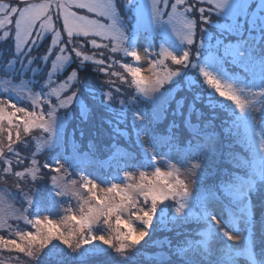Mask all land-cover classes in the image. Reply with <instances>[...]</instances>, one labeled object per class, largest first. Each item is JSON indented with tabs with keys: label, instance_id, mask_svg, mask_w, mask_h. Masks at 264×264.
I'll return each instance as SVG.
<instances>
[{
	"label": "snow or ice",
	"instance_id": "obj_1",
	"mask_svg": "<svg viewBox=\"0 0 264 264\" xmlns=\"http://www.w3.org/2000/svg\"><path fill=\"white\" fill-rule=\"evenodd\" d=\"M259 10L264 11V0ZM213 11L225 22H214ZM161 30L175 38L178 51L156 44ZM0 33V46L8 52L0 66L7 76L0 91V264H71L64 249L76 253L93 241L111 250H94L102 257L95 264H140L149 241L171 248L167 238L154 239L169 223L186 238L187 249H177L181 264H203L202 240L185 229L194 218L206 229L205 240L209 233L239 239L219 218L237 174L223 169L225 178L210 187L203 179L220 138L218 108L228 114L219 125L225 137L236 128L237 116H248L245 143L249 153L254 149L264 158V122L257 119L264 111V15L250 14L248 0H0ZM225 34L236 40L225 42ZM49 35L44 53L34 56ZM229 62L244 75L230 72ZM88 68L100 82L99 95L86 91L93 85L80 69ZM26 69L38 91L28 83L24 92L14 87V76L23 77ZM60 72L66 79L56 85L53 77ZM74 105L84 119L95 110L109 114L106 123L115 136L127 137L120 125L130 121L139 152L121 155L113 143L111 179L89 178L90 157L74 143L71 152L65 151L70 142L61 139L58 118L67 119ZM169 111L167 134L160 135L156 125ZM184 128L191 138L185 139ZM39 140L43 147L34 151ZM89 148H94L91 142ZM226 155L248 176L250 157ZM193 157L199 163L181 173ZM158 158H167L170 170L161 171ZM254 180L249 177L246 195L256 191ZM158 261L175 264L163 256Z\"/></svg>",
	"mask_w": 264,
	"mask_h": 264
},
{
	"label": "rangeland",
	"instance_id": "obj_2",
	"mask_svg": "<svg viewBox=\"0 0 264 264\" xmlns=\"http://www.w3.org/2000/svg\"><path fill=\"white\" fill-rule=\"evenodd\" d=\"M6 2H8V0H6ZM32 2H40V0H32ZM248 3H249V13L250 14L253 12H256L258 15H264V11L259 10L260 0H248ZM202 6L206 8L209 7L206 4ZM81 14H85V13L81 11ZM210 15L212 19L214 20V22H218V23L225 22L224 18L222 16H218L215 11H213ZM195 18L198 20L199 16L197 15ZM245 28H247V25H245ZM209 29L210 31L213 32V34L217 33V30L214 27L209 26ZM158 35H159V39L156 40L157 45L164 44L166 47H169L173 51L179 50V43L175 40L174 37H171L168 32L161 30ZM253 35H257V33L253 32ZM233 37L234 36L228 35V34H225L224 36V38L227 39L226 42L228 41L234 42L236 39L235 37L234 38ZM50 40H51V36L49 35L47 41L43 45H41L40 47H38L36 50L33 51V55L37 56V55L43 54L48 44L50 43ZM148 42L149 43L152 42L151 38H149ZM1 43L3 44V42H0V44ZM132 43L136 44V41L133 40ZM137 46H140V45H137ZM7 55H8L7 50L3 46H0V66H2L4 63L7 62L5 59ZM70 70L71 69L69 68L68 71ZM117 70L123 71L122 69H117ZM12 71H15V70L9 69V72H12ZM229 71L234 74H239L242 76L244 75L242 69H237L233 71L229 70ZM28 75L31 77V73H29L28 70L26 69L24 71L23 77H21L20 75L14 76V79H16L14 81V87L16 88L18 92L26 91L25 89L26 83L29 84V87H32L33 92L38 91V89L34 90L33 88V87H36L37 81L35 79L28 80L29 79L27 77ZM60 75H62L61 78H59ZM83 75L85 76V81L93 85V87L86 89V91H88L91 95H99V83L100 82L99 80L96 79V74L92 72L91 68H89L87 69V72L83 73ZM45 78H46V75H45ZM53 79L56 81V85H58L62 80L66 79V75L64 72H60L58 74V77H53ZM101 79H104V78H101ZM6 80H7V76L5 75L3 71H0V91H2L3 88L6 86L5 84ZM96 81L98 84H95ZM56 85H53V86H56ZM184 88L187 89L186 83L184 85ZM181 92L184 93V91H181ZM181 92L177 93V98H179ZM0 94H3V93L0 92ZM11 98L16 99L15 96H12ZM17 102L19 101L17 100ZM85 103L87 104V101H85ZM73 107L76 110L77 123L79 124V126H81L80 134L82 132L84 133H89V132L86 131V129H84V127L80 124L79 117L84 122H88L90 120V116H92V114H95L97 116L100 115L99 117H101L102 119V121H100L101 123L100 129H102V132H104L105 135L104 137H99V139L94 138L95 140H93V142L91 143L92 145L95 146V148L90 149L89 146H87L85 150H80V145L82 142H84V140L82 139L76 140V138H74L72 134L68 138L64 137L63 135L65 126L68 124L71 117L73 119V114H70V116L67 119H65L64 117H59L58 127L61 128V133H60L61 139L62 140L66 139V141L70 142V143L65 144V151L71 152L72 150L71 143H74L76 146H78L80 153L86 154L90 157L91 164L88 167L89 178H95L97 182L104 181L106 178L111 179V177L115 174V168L110 166L111 164L110 157L112 155V152L114 151V149L111 148V145L113 143L117 144L119 148L121 149V152H120L121 155H125L127 152L138 153L139 149L135 146V143H130V145L132 146L131 149L126 148L127 143L124 142L123 140L121 141V143H119L118 142L119 137L116 138V140L112 139L113 141L111 143L104 141L109 133L108 129L111 127L108 125V123H106L109 117H108V114L105 113L103 110L101 109L95 110L88 116L87 119H84L80 115V111H81L80 107L78 105H74ZM172 107H174V104L172 105ZM204 109L206 112L211 111V109H208V108H204ZM217 114H218L219 121H217V123L215 124L219 126L224 116L222 115L221 112H218ZM171 119H172L171 111H169L165 115V117L156 125V130L160 135L167 134V125L169 124ZM257 119L264 122V111L257 114ZM99 120L100 118H98V121ZM192 120H193V123L197 122L195 116H193ZM236 121H237L236 128L233 129L231 135L237 138L238 140H240L241 142H243L245 144V147L248 148L247 151L249 152V146L245 143V133L251 127L248 116L247 115L238 116L236 117ZM178 123H179V120H178ZM120 128L121 129L126 128L127 137L122 136L124 139L128 138L129 135L131 136L133 133L130 122L128 123L127 127L124 124H121ZM217 130L218 129H216V131ZM260 130L262 131V133H264V128H261ZM37 136H39V133H37ZM116 136L114 135V133H112V137L115 138ZM133 136L136 139L135 135ZM141 136L143 137V139L145 140L147 139V137L143 136V133H141ZM129 138L133 140V138L131 137ZM219 142L220 141H218V143H216L215 145V149H216L215 153L211 154L208 157V161H207V165L205 169L206 174L204 176V179H206L207 176L214 179L213 176H215L216 174L219 176L222 175V170H221L222 168L225 169V167L226 168L233 167L232 163H230V158L226 155V152H228L226 150L227 145L224 143H219ZM96 143L99 144V146H97ZM87 144H89V142H87ZM41 147H43L42 140H39L33 144L34 151L40 149ZM164 151L166 152L167 149H164ZM218 153H221L222 156L217 158ZM250 154L252 155V158H250V160L248 161V167L250 169L248 173V178L253 175L256 177L255 180L253 181L256 187V191L254 192L249 191L246 195L245 194L246 187L231 186L225 192L224 199L222 200V203L229 201L231 203H236L238 205L245 203V201L247 200L248 203L251 204L250 208H251L253 216L250 222H240L235 227H229L225 225V223L222 220L221 226L225 229V231H228L234 235H238L239 239L235 242H231V241H227L222 235L214 238L213 235L209 233L208 237L205 240L203 237V233L206 231V229H204V227L200 223H198V221L195 218L192 219L187 225H185V229H190V230L193 229L192 227L193 225L196 227L193 233L196 235L197 239L202 240L201 249L204 251V254L200 256V259L203 262V264H264V231L262 230L258 222L260 205L264 201V186L260 184V177L264 175V171H262L264 170V158H261L254 149L251 150ZM53 155H55V152L53 153ZM41 156L43 157V154H41ZM249 157L250 156H247V159ZM242 159H245V158H242ZM173 163H175V161H173ZM196 163H199L197 158L193 157L189 159L185 163L184 167L181 168V173H184L185 169H190L192 165ZM157 166L161 168V171L170 170V165H169L167 158H163V159L158 158ZM94 167L96 168L94 169ZM231 169H234V168H231ZM237 169L239 170L238 171L239 174L241 175L244 174L245 176L247 169H243V168H237ZM140 170H144V169L141 168V169L135 170V175L137 177H138V173ZM147 170L150 172V171H153L154 169L149 168ZM108 171H112L111 174L108 175ZM197 171H199V169ZM120 176L122 178L123 176L122 172L120 173ZM73 178H77V177L74 175ZM181 178H184V177L182 176ZM0 186H3V185L0 184ZM102 186H106V185L102 184ZM166 203H172V202L169 201ZM212 204L214 205L215 202H212ZM16 207H18V205ZM222 207H223V204H221L220 209ZM193 213H194V216L198 215L199 209L194 208ZM222 213H225V212L221 211V215ZM52 218L58 219L59 217L56 216ZM171 227H173V225L169 223L168 227L166 228L164 227L158 228V231L155 233V236H154V239L158 241H163L165 240V238H167V240L171 241V248L169 247L167 243H164L161 246L160 244L154 245L152 241H149V243L144 245V248L142 249V253L146 254V256L145 255L141 256L140 264H159V261H158L159 256H163L166 261H174L175 264H179L178 263L179 257H175V255L179 254L183 256V254L177 251V249L178 248L187 249L188 245L185 241H180L181 236H177L176 234H174L173 236H170V234L168 233V229ZM54 243H57V242H54ZM60 247L63 249V245H60ZM96 249H101L109 253L111 252V250L107 249V246L103 245L100 241H93L92 244L85 245L82 249H80L76 253H69L67 249H64V253L73 258L71 261V264H95L96 260L102 258L101 255H94V250ZM233 259H235V261L231 263Z\"/></svg>",
	"mask_w": 264,
	"mask_h": 264
},
{
	"label": "trees",
	"instance_id": "obj_3",
	"mask_svg": "<svg viewBox=\"0 0 264 264\" xmlns=\"http://www.w3.org/2000/svg\"><path fill=\"white\" fill-rule=\"evenodd\" d=\"M224 39H225V42H226L227 39L226 38H224ZM235 39H236V37H235ZM0 45H2V43ZM225 66L228 67V69L231 70V71H233V70H235L237 68V65L231 64L230 62L228 64H226ZM80 72H81V74H83V73L87 72V70L80 69ZM27 77L30 78L29 75ZM61 77H62V75L59 76V78H61ZM95 84H98L97 81L95 82ZM204 87L207 88L206 85ZM33 88H34V90H37L36 87H33ZM183 94L184 93L181 92L180 95H183ZM216 111H217V113L218 112L222 113V115L224 116L223 120L227 119L228 114L226 112H224L223 109L218 108ZM232 111H234V110H232ZM207 112H209V111H207ZM71 114H73V119L71 117L70 121L65 126V130H64L63 135H64V137L68 138L72 134L74 136V138H76V140H79V139L84 140V142H82L81 145H80V150H85L87 148V146H89V144H87V142H93V140H95L94 138L99 139V137H104L105 134H104V132H102V129H100V125H101L100 121H102L101 117H99L100 115L97 116L95 114H92V116H90V120L88 122H84L79 117L80 124L84 127V129H86V131L89 132V133L82 132L80 134L81 126H79V124L77 123V120H76V118H77L76 110H74ZM108 117L110 118L109 114H108ZM98 118H100L99 121H98ZM217 121H219L218 118L215 121V123H217ZM216 129H218L217 132H220V138H219L220 142L219 143H224V144L227 145L226 150L228 152H226V154L227 153H233L234 155H238L240 158L247 159V156H250V158H252V155L247 151L248 148L245 147V144L243 142H241L240 140H238L237 138H235L231 134H229L227 137H225L224 134L221 132V129H220V127L218 125H217ZM108 131H109V133H108V135H107V137H106V139L104 141H107V142L111 143L113 140H116V138L119 137V141L118 142L121 143L122 140L124 142H126L127 143L126 148H128V149L132 148L130 143H135L136 139L133 136L134 133H132L131 136L129 135V137L133 138V140H131L129 137L124 139L122 136H119V135H117L114 138V137H112V133H113L112 128H109ZM183 136L185 137V139L191 138V132L188 129H183ZM97 146H99V144H97ZM100 146H101V144H100ZM94 148H95V146H94ZM220 156H222L221 153H218L217 154V158L220 157ZM42 159H43V157H42ZM95 168L96 167H94V169ZM231 168H234V169H231ZM231 168H229V167L226 168L225 167V169H227L229 172H234V173L237 174V179L232 184L233 186H238V185H242V184L248 183V179H249L248 176H244V174L243 175L239 174V172H238L239 170L237 168H235V167H231ZM223 169L224 168H222L221 170H223ZM111 172L112 171H108V175L111 174ZM213 178L215 180L207 176V178L203 180L204 186L205 187H210V186H213V185H218L219 182L221 181V179H223L225 177H223L222 175L219 176V175L216 174L215 176H213ZM239 182H241V183H239ZM223 199H224V197H223ZM222 204H223V208H222L223 210H232V208L235 207L234 204H231V202H229V201H226V202H224ZM192 227H193L192 230H190V229H186V230L188 232L191 231L193 233L194 230L196 229V227L194 225ZM168 233L170 234V236H173L174 234H176V230L173 227H171V228L168 229ZM185 240H186V238L183 235H181L180 241H185ZM175 257H179L178 258V263L181 264V261L184 259V257L179 255V254H176ZM225 260H227V259H225Z\"/></svg>",
	"mask_w": 264,
	"mask_h": 264
}]
</instances>
